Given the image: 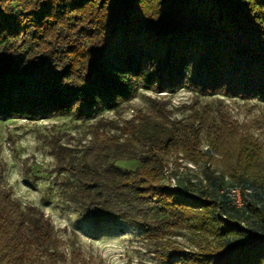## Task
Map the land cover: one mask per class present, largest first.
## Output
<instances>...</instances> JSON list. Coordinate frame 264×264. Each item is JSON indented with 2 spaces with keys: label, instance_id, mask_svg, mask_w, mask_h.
<instances>
[{
  "label": "trees",
  "instance_id": "trees-1",
  "mask_svg": "<svg viewBox=\"0 0 264 264\" xmlns=\"http://www.w3.org/2000/svg\"><path fill=\"white\" fill-rule=\"evenodd\" d=\"M179 90L264 103V0H0L1 120L96 121L140 91ZM149 128L144 151L125 160L60 162L64 196L91 229L127 224L158 243L182 229L212 238L199 251L169 250L161 264H264V195L236 209L202 184L166 182L171 149L202 160L205 129ZM236 156L239 165L240 156L260 163L244 142ZM122 161L138 166L126 171ZM237 170L231 177L252 189ZM59 247L50 220L23 208L0 172V264H24L34 251L52 258Z\"/></svg>",
  "mask_w": 264,
  "mask_h": 264
},
{
  "label": "rangeland",
  "instance_id": "rangeland-1",
  "mask_svg": "<svg viewBox=\"0 0 264 264\" xmlns=\"http://www.w3.org/2000/svg\"><path fill=\"white\" fill-rule=\"evenodd\" d=\"M190 122L207 131L198 135L197 154L202 160L193 163L188 151L171 149L165 157L166 182L178 185L190 180L220 196L219 191L227 184L225 180L240 186L230 175L238 168L235 175L245 171L246 183H253L254 193L260 191L264 195L263 102L188 90L161 94L140 91L134 100L104 113L96 121L82 122L74 116L38 121L0 119L1 183L23 208L40 210L60 241L54 257L34 251L24 264H161V255L169 250L199 251L214 244L211 237L206 240L187 229L178 230L176 236L159 243L127 224L101 225L95 231L64 196V181L69 174L62 170L63 159L65 163L88 157L102 162L103 167L115 156L127 159L133 149L136 154L143 152L150 137L143 131H152L149 125L176 131ZM135 129L141 133L138 140ZM210 139L218 149H213ZM240 142L253 147V159L260 161L258 165L249 164L242 156L240 165L237 163ZM116 165L133 171L138 162L122 161ZM208 175L219 182L213 184Z\"/></svg>",
  "mask_w": 264,
  "mask_h": 264
},
{
  "label": "built area",
  "instance_id": "built-area-1",
  "mask_svg": "<svg viewBox=\"0 0 264 264\" xmlns=\"http://www.w3.org/2000/svg\"><path fill=\"white\" fill-rule=\"evenodd\" d=\"M227 184L219 191L220 195L225 196L230 205L236 209H242L246 203L251 201V197L254 191L251 188L244 187L242 185L235 186L228 184L229 182L225 180ZM173 186H175L172 183Z\"/></svg>",
  "mask_w": 264,
  "mask_h": 264
}]
</instances>
